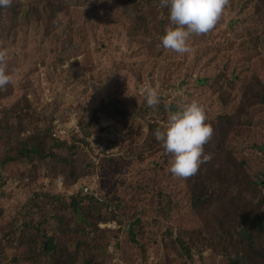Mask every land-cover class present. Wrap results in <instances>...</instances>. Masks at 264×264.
I'll return each instance as SVG.
<instances>
[{
  "label": "rangeland",
  "instance_id": "obj_1",
  "mask_svg": "<svg viewBox=\"0 0 264 264\" xmlns=\"http://www.w3.org/2000/svg\"><path fill=\"white\" fill-rule=\"evenodd\" d=\"M49 2L56 0H13L19 14L0 18V47L8 50L13 76L0 90V116L27 98L43 127L54 119V133L64 132L61 140L76 144L74 152L56 154L74 160L80 177L70 181L59 159L5 162L10 145L0 139V264H14L23 253L16 237L24 218L45 220L46 234L55 233L59 216L68 218L69 227L78 224L71 210L53 211L45 202L26 215L36 192H81L119 203L116 220L98 223L112 230L111 256L99 264H229L200 241L191 258L174 242L180 230L199 229L201 223L189 206L185 179L170 173V155L154 144L149 127L161 126L181 100H197L206 122L232 117L236 126L225 148L245 162L264 195V11L256 13L253 0H230L214 30L193 36L191 51L177 54L161 45L166 24L151 22L157 14L169 23L158 0H65L54 11ZM139 12L145 29L135 18ZM145 84L159 86L155 108L140 92ZM110 101L122 112L104 113ZM94 116L102 131L91 128L83 139L80 123ZM132 213L141 220L134 227L139 245L129 237ZM8 232L15 233L9 243Z\"/></svg>",
  "mask_w": 264,
  "mask_h": 264
},
{
  "label": "trees",
  "instance_id": "obj_2",
  "mask_svg": "<svg viewBox=\"0 0 264 264\" xmlns=\"http://www.w3.org/2000/svg\"><path fill=\"white\" fill-rule=\"evenodd\" d=\"M64 1L49 2L48 7L53 11L59 10L58 6H62ZM253 1L256 13L263 12L264 0ZM157 5L160 6L159 0ZM19 11L12 0L11 7L0 8V18L4 14L15 17ZM162 11L168 13L166 7ZM157 17L156 14L151 22L158 19L163 24H168L166 20L164 22ZM135 18L142 22L140 29L147 27L143 13L139 12ZM102 111L106 114L122 112L119 105L111 101L104 104ZM39 118L27 98H23L12 108L3 110L0 116V139L10 145L4 161L34 163L47 158L59 159L65 165L62 173L68 175L70 181L77 182L80 176L76 174L75 161L65 157L58 158L56 154L58 150L74 152L76 144H69L60 137L53 138L54 119L49 122L48 127H43ZM207 123L214 131L204 150L205 153L211 154L212 159L202 164L196 175L185 179L189 206L199 218L201 228L180 230L174 242L189 258L192 256L191 249L195 247V242L200 241L202 246L213 249L229 264H264V195L261 186L247 173L245 162L238 160L233 152L225 148L236 124L233 118L228 116H218ZM158 127L159 124H153L149 129L154 144L160 145L154 135ZM91 128H99L102 131L95 116L80 123L79 129L83 139L91 136ZM14 140L17 143L16 150L11 155ZM67 168L69 173L65 172ZM42 202L48 204L53 211L56 208L65 213L71 210L78 216L79 222L72 228L66 224V216H59L56 218L55 233L46 234L42 230V226L47 223L45 220L24 218L16 237L22 241L24 251L13 260L14 264H18L19 260L26 264L36 258L43 261V264H99L108 255L111 256L108 248L112 240L109 237L112 230L100 229L98 223L106 224L117 219L114 214L119 203L113 198H99L96 195H83L81 192L71 196L36 192L29 199L25 214L29 215V211L33 209L39 211ZM129 220L130 240L139 245L137 230L134 227L139 225L141 220L133 213ZM8 233L5 234L7 243L11 241V237H15V233Z\"/></svg>",
  "mask_w": 264,
  "mask_h": 264
},
{
  "label": "clouds",
  "instance_id": "obj_3",
  "mask_svg": "<svg viewBox=\"0 0 264 264\" xmlns=\"http://www.w3.org/2000/svg\"><path fill=\"white\" fill-rule=\"evenodd\" d=\"M229 4L230 0H159L160 7H166L169 13V23L160 37L162 47L177 54L190 52V39L214 30ZM11 5L12 0H0V8ZM12 81L8 50L0 47V90H5ZM140 92L151 108L161 102L159 86L145 84ZM206 121L205 109L197 100H181L175 109H168L167 120L156 129L155 138L170 155L169 171L174 177L188 179L212 159L204 150L214 131Z\"/></svg>",
  "mask_w": 264,
  "mask_h": 264
},
{
  "label": "built area",
  "instance_id": "obj_4",
  "mask_svg": "<svg viewBox=\"0 0 264 264\" xmlns=\"http://www.w3.org/2000/svg\"><path fill=\"white\" fill-rule=\"evenodd\" d=\"M64 132H58V131H56L55 133H54V137H60V134H63ZM82 189V191L85 193V194H87L88 193V191H89V189L88 188H81Z\"/></svg>",
  "mask_w": 264,
  "mask_h": 264
}]
</instances>
